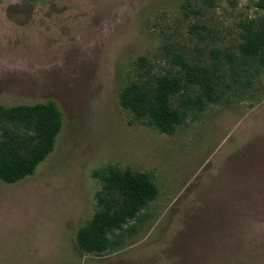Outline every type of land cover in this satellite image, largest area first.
<instances>
[{
	"label": "rangeland",
	"instance_id": "rangeland-1",
	"mask_svg": "<svg viewBox=\"0 0 264 264\" xmlns=\"http://www.w3.org/2000/svg\"><path fill=\"white\" fill-rule=\"evenodd\" d=\"M184 1L0 0V104L53 100L62 113L34 172L0 181V264H264V92L170 135L129 124L118 101L125 83L176 69L166 48L234 49L239 22L261 13L259 0H190L204 14L185 15ZM109 164L149 172L159 193L122 246L86 254L75 233Z\"/></svg>",
	"mask_w": 264,
	"mask_h": 264
},
{
	"label": "trees",
	"instance_id": "trees-1",
	"mask_svg": "<svg viewBox=\"0 0 264 264\" xmlns=\"http://www.w3.org/2000/svg\"><path fill=\"white\" fill-rule=\"evenodd\" d=\"M33 1V0H29ZM208 7L215 0H202ZM261 13L241 20L235 48L212 46L209 57L195 59L185 51L167 49L176 69L148 74L121 86L120 106L129 113V124H140L159 133L173 134L188 120L212 105L231 107L248 98L258 102L264 92V0ZM185 15L204 14L190 0L182 5ZM209 29L192 23L188 32L201 40ZM144 64L146 57L138 56ZM62 127V113L53 100L33 104H0V181L14 183L34 172L53 150ZM100 181L92 216L79 226L75 245L86 254L102 255L122 246L142 224L143 210L156 199L159 189L147 171L109 164L94 170Z\"/></svg>",
	"mask_w": 264,
	"mask_h": 264
}]
</instances>
